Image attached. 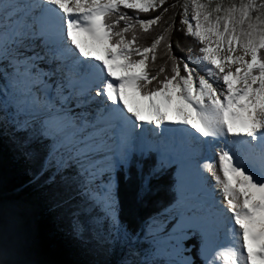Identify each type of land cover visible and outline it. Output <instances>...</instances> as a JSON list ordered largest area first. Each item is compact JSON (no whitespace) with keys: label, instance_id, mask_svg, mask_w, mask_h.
Returning a JSON list of instances; mask_svg holds the SVG:
<instances>
[{"label":"snow or ice","instance_id":"6c2138e0","mask_svg":"<svg viewBox=\"0 0 264 264\" xmlns=\"http://www.w3.org/2000/svg\"><path fill=\"white\" fill-rule=\"evenodd\" d=\"M166 4L40 0L41 26L54 28L67 48L78 53L77 73L85 86H74L65 95L62 85L46 81L49 73L38 63L43 58L29 51L37 21L21 17L18 6L0 0V79L8 81L0 94L13 97L18 114L13 130L27 139L30 125L38 123L54 137L51 154L57 173L62 182L78 184L98 230L112 243L139 239L122 221L117 197L116 169L128 167L130 161L126 140L111 134L103 114L90 118L83 111L95 99L93 87L107 110L134 128L172 124L205 143L232 137V143L258 149L259 175L227 146L218 151V164L206 158L198 169L214 182L204 194L202 210L226 241L212 250L206 264H264V0H184L179 29L175 15L164 19L169 7L177 5ZM175 31L198 46L194 60L175 54ZM148 39L150 43L141 42ZM161 58L164 63L157 67ZM129 95L139 97L143 106L132 107ZM21 114L26 117L22 122ZM53 123L55 130L49 132ZM56 153H61L59 159ZM66 165L75 166V178L63 175ZM155 174L141 172L140 196ZM216 193L222 199L217 200ZM186 237L182 228L172 244L175 255L182 256ZM0 264H6L2 248Z\"/></svg>","mask_w":264,"mask_h":264},{"label":"trees","instance_id":"16d2710c","mask_svg":"<svg viewBox=\"0 0 264 264\" xmlns=\"http://www.w3.org/2000/svg\"><path fill=\"white\" fill-rule=\"evenodd\" d=\"M164 19L175 15L179 29L180 4L184 0H167ZM157 13H150L155 15ZM150 43V39L142 40ZM179 43V47L175 45ZM175 54L186 59L199 54L198 46L182 32L172 36ZM164 63L158 59L157 67ZM39 66L46 68L43 62ZM48 83L55 76L46 78ZM0 90L7 81L0 79ZM1 96V94H0ZM15 111L0 97V248L6 264H160L151 261L148 250L156 242L148 235L151 221L176 200V166L158 163L155 151L133 153L130 165L116 169L117 197L122 221L139 237L133 243L105 242L92 216L94 211L80 194L77 183L62 182L57 173L52 150L54 142L38 123H32L27 139L13 130ZM21 118L19 117V120ZM60 154L56 153V159ZM75 166H65L63 175L75 178ZM156 174L148 189L139 195L140 174ZM55 177V180H52ZM87 210V211H86ZM87 212V213H86ZM80 214L87 215L81 220ZM175 218L164 223V232ZM183 241L192 264H201L199 235L189 231Z\"/></svg>","mask_w":264,"mask_h":264},{"label":"rangeland","instance_id":"374dc122","mask_svg":"<svg viewBox=\"0 0 264 264\" xmlns=\"http://www.w3.org/2000/svg\"><path fill=\"white\" fill-rule=\"evenodd\" d=\"M10 1L11 0H8V1L4 0V3L9 4ZM31 9L32 8H29L28 10H24L22 15L23 16L27 15L29 19H31V17H34L33 15H35L33 13L30 14V12L34 11V10L30 11ZM29 51L35 52L37 55L43 58L39 62H43L46 68H42L40 66L39 67L44 72L49 73V76L56 77V80H54V82L49 83V84H52L54 86L62 85L66 89L65 95H68L69 93H71L73 87L74 86L76 87V85H71L70 82L74 80L75 77L78 76L77 69L71 70L63 62L59 60L57 61L56 57H53L51 53L47 51L46 47L44 46L41 39H39V36L37 34L30 38ZM198 55L199 54L189 55L186 57V60H194ZM6 87H8V81H7V85L4 86V88ZM91 95L92 97L95 98L91 104H95V105L93 106H91V104L88 105L87 108L83 110L85 114L89 115L90 118L93 116H96L98 113L103 114L104 117H107L111 111L107 110L108 106L104 104L103 98L95 97V93L93 92H91ZM0 97L3 103L6 105V107L10 106L13 109V97L11 94L10 95L1 94ZM131 97L132 95H129V99H130L129 103L132 107L136 108V107L143 106L144 102L139 97L133 96L134 100H132ZM72 111L79 113L82 110L73 108ZM14 116L15 117L13 120H16L18 114L16 113L14 114ZM19 117L21 118L20 119L21 122L26 118L22 114L19 115ZM115 124H113L112 126H114ZM55 127H56L55 123L50 125L49 132H54ZM116 128H118V139L123 138V136L121 135L122 131H126L128 132V136L126 134V136L123 139L128 137V140L134 144L132 145V149L128 155V159L131 156V154L134 152L156 151L158 154L157 155L158 163H162L165 165L174 164L176 166V169H175V177H176L175 189H176V195H177L176 200L166 211L159 214L157 217H155L151 221L149 225V230L147 232L148 235L153 236V239H156V242L148 250V255L152 257L151 261H159L160 264H171V261L173 260L186 259L188 261V264H192L191 258L188 255L184 254V253H187L188 251V248H186L184 245L182 247V256L175 255L172 250V244L175 242V238L181 234V229L183 228V230L187 231V237L190 235L189 231H196L197 234L199 235V239H200L199 248H198L199 257L201 258V264H206V261L203 257V252H202L203 244H204V234L202 233V231L198 228H190V227H185V226H182L181 228H177V225L182 215L186 217L189 216L188 215L189 213H194L195 215H198V216L200 215L198 210H195V211L194 209H191V210L187 209V211L183 210V206H182L183 201L180 202V195L181 194L185 195L188 192L186 190L187 188L186 185L182 186L181 184H179L180 182L179 181V176H180L179 171H180V168L184 166V163L189 161V159L191 158L190 155L194 147L199 143L201 139H196L192 135H189L187 129L183 126H179V128L175 127L172 130L163 131L161 128L156 129L155 126L153 125H146L145 127L143 126L140 127V131L138 132V129L134 128L133 126H132L133 130L129 131L128 126L125 124V122L122 121V123H120V125H118ZM141 133H142L141 138L143 142L141 143V145H140V142L139 144H136L138 137L131 138V135L134 134V135L139 136V134ZM111 134L113 135L112 131H111ZM48 136L51 137L54 142V137L52 135H48ZM227 139H228V145L232 143L231 137H228ZM226 141H225V144H226ZM167 144H168V147H171V149H168V150L166 148L163 149L165 145ZM229 146L232 147L233 145L230 144ZM201 153H202V150H201ZM58 154L61 155V153H58ZM208 158L213 159L211 153H209ZM241 163H244L246 165L245 160H242ZM253 170H255L258 175L260 174V162H259V166H257L256 164ZM87 215L84 216L80 214L81 220L82 218L87 219ZM173 217L175 218V223L173 224L172 228L169 229V231L164 232V226H163L164 223L167 222L168 220H171ZM221 244L223 245V243ZM125 263L130 264L131 262L126 261Z\"/></svg>","mask_w":264,"mask_h":264},{"label":"bare ground","instance_id":"6f19581e","mask_svg":"<svg viewBox=\"0 0 264 264\" xmlns=\"http://www.w3.org/2000/svg\"><path fill=\"white\" fill-rule=\"evenodd\" d=\"M8 1V0H7ZM11 4L18 6V9L20 11L21 17H23L22 13L24 10H28L29 8H32L30 11V14H35L33 15L34 17H31L30 20H35L37 21V26H36V33L39 36V39L43 42L44 46L46 47L47 51L51 53L53 57H56L57 61H61L64 64H66L71 70H75L78 68V61L76 59V55L72 53L71 50L67 49V46L65 45L64 41L62 40L61 36L57 33V31L48 26V25H43L39 23L40 18H41V8H40V0H11ZM79 40L82 42L85 40V37L79 36ZM118 75L121 73H117ZM71 85H76L77 88L85 86L79 75L74 78L70 82ZM94 88V87H93ZM92 88V92L95 93V88ZM102 98V97H101ZM132 100H134V97H131ZM128 100L129 96H128ZM130 104V103H129ZM95 104H91L93 106ZM106 123L111 125V131L113 132V136L118 139V128H116L120 123L125 122V124L128 126L129 131L133 130L132 125L124 120L121 119L116 113L110 112V114L105 117ZM116 123V124H115ZM115 124L114 126H112ZM148 124H144L143 127H145ZM178 127L177 125H172V124H165L161 126V129L163 131L166 130H172L173 128ZM138 132L140 131V128H137ZM187 129V128H186ZM188 131V130H187ZM189 135L191 133L188 131ZM128 136V132L122 131V136L123 138ZM142 133L139 134V136L132 134L131 138L138 137L137 138V143L140 145L143 142L142 138ZM228 138V137H227ZM225 137H219L216 138L213 141H208L205 143L202 139L199 141V143L194 147L192 153H191V158L189 159L188 162L184 163V166L180 168V176H179V184L182 186H187V194H181L180 195V202H182L183 210L187 211V209L191 210L194 209L198 210L200 215H195L194 213H189V216H184L182 215L179 223L177 225V228H181L182 226L185 227H190V228H198L202 231L204 234V244H203V257L205 261L207 259L211 258V252L212 250L217 246V245H223L226 243L224 239V234L223 232H217L216 230L213 229L211 224L207 221L205 217V213L203 212V201H204V194L210 189V186L214 183L213 180L211 179L210 176L205 178V176H202L200 170L198 169V164L202 163L204 159H209V153L212 154L213 159H211L214 163L218 164V151L224 147H228L231 149V151L235 154L238 160L242 162V160L246 161V166L251 168L253 172L256 173L255 170V165L259 166L260 162V152L258 149H251L249 148L248 145L244 143H230L233 145L232 147L228 145V139ZM126 139V150L127 154L131 152L132 145L128 140V137ZM233 140V138L231 137ZM227 140V141H226ZM226 141V144H225ZM209 144L211 145V148H209ZM171 149V147H168V144L165 145L163 149ZM202 153H201V150ZM258 175V174H257ZM215 197L217 200L222 199V197L219 195V193L215 194ZM197 211V212H198Z\"/></svg>","mask_w":264,"mask_h":264},{"label":"water","instance_id":"95a60500","mask_svg":"<svg viewBox=\"0 0 264 264\" xmlns=\"http://www.w3.org/2000/svg\"><path fill=\"white\" fill-rule=\"evenodd\" d=\"M172 228V227H171Z\"/></svg>","mask_w":264,"mask_h":264}]
</instances>
